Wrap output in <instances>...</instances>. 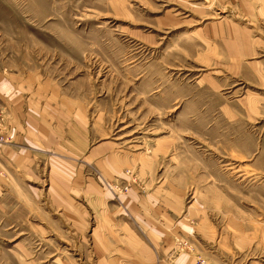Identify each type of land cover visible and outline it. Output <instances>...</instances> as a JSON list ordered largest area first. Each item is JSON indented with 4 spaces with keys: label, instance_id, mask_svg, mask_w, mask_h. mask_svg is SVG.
<instances>
[{
    "label": "rangeland",
    "instance_id": "obj_1",
    "mask_svg": "<svg viewBox=\"0 0 264 264\" xmlns=\"http://www.w3.org/2000/svg\"><path fill=\"white\" fill-rule=\"evenodd\" d=\"M246 1L0 0V264H264Z\"/></svg>",
    "mask_w": 264,
    "mask_h": 264
},
{
    "label": "crops",
    "instance_id": "obj_2",
    "mask_svg": "<svg viewBox=\"0 0 264 264\" xmlns=\"http://www.w3.org/2000/svg\"><path fill=\"white\" fill-rule=\"evenodd\" d=\"M229 1H236V2L239 1V3H241V1H243L242 2L243 6L248 5V2L246 0H229ZM28 119L31 120L32 117L30 116V117H28ZM29 126H31L33 128L32 132H31V138L33 139V141H37V143L41 145L42 143H45L46 140L50 139V133L51 132L45 131V133H43L42 130H39V129L34 127L32 121L29 122ZM47 134L49 135L48 137H47Z\"/></svg>",
    "mask_w": 264,
    "mask_h": 264
}]
</instances>
